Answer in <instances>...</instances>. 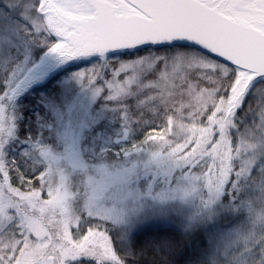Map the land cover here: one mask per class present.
<instances>
[{
  "label": "snow or ice",
  "instance_id": "snow-or-ice-1",
  "mask_svg": "<svg viewBox=\"0 0 264 264\" xmlns=\"http://www.w3.org/2000/svg\"><path fill=\"white\" fill-rule=\"evenodd\" d=\"M0 264H264V0H0Z\"/></svg>",
  "mask_w": 264,
  "mask_h": 264
}]
</instances>
